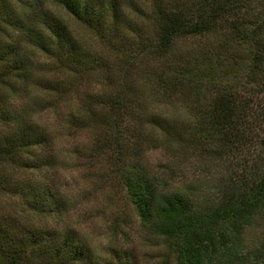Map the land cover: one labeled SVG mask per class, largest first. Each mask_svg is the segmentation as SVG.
I'll use <instances>...</instances> for the list:
<instances>
[{"label": "trees", "instance_id": "obj_1", "mask_svg": "<svg viewBox=\"0 0 264 264\" xmlns=\"http://www.w3.org/2000/svg\"><path fill=\"white\" fill-rule=\"evenodd\" d=\"M71 94L87 166L103 163L162 244L151 264H264V241L242 242L264 237V0H0V195L25 211L0 219V264H140L61 221L35 117Z\"/></svg>", "mask_w": 264, "mask_h": 264}, {"label": "rangeland", "instance_id": "obj_2", "mask_svg": "<svg viewBox=\"0 0 264 264\" xmlns=\"http://www.w3.org/2000/svg\"><path fill=\"white\" fill-rule=\"evenodd\" d=\"M66 20L93 47L101 46L89 31L69 17ZM89 87L88 84H82L80 90H89ZM67 102L73 105L75 96L71 94L68 100L61 101L57 112L47 109L35 117L38 122L47 125L53 134L52 147L57 163L51 169L49 179L68 201L66 211L60 216L61 221L77 230L98 254H105L107 245H120L128 247L140 264H151L162 256V244L137 227L123 189L108 174L103 163L95 160L90 162L91 166H87L82 149L87 146L90 131L72 128L63 120ZM75 147L79 149L76 153L72 151ZM148 158H158V152L151 151ZM24 215L25 211L16 196L0 195V219L25 220ZM120 229L122 235L116 232ZM259 231L252 228L242 237L246 250L264 241V237H255L260 235Z\"/></svg>", "mask_w": 264, "mask_h": 264}]
</instances>
